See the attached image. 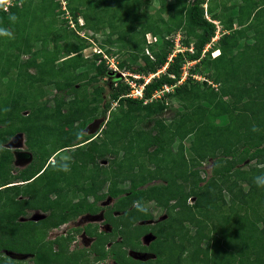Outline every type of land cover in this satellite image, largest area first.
<instances>
[{"label":"trees","instance_id":"1","mask_svg":"<svg viewBox=\"0 0 264 264\" xmlns=\"http://www.w3.org/2000/svg\"><path fill=\"white\" fill-rule=\"evenodd\" d=\"M85 1L12 0L7 10L0 8V26L12 33L6 45L0 40V57L18 92L6 99V108L0 106V264L20 263L8 252L32 253L36 264H67L76 252L69 250L72 236L51 240L48 228L95 214L107 194L117 197L106 213L111 231L85 227L97 238L96 260L111 255L119 263L150 264L131 260L128 252L153 230L156 237L145 249L156 261L170 254L167 264H264V187L254 182L264 175V56L256 57L264 52V0H141L147 15L137 19L147 23L139 35L130 39L111 26L101 46L116 35L130 49V60L119 66L140 76L129 77L144 86L143 97L131 96L132 85L120 80L109 98L98 84L108 69L97 62L103 55L85 57L94 41L64 25L69 13L78 28L82 16L100 31L103 22L91 21ZM166 12L172 14L165 18ZM215 21L226 30L216 40ZM33 22L40 32L22 35L20 25ZM179 31L185 48L176 52ZM107 53L115 55L110 48ZM188 62L195 64L183 79ZM166 86L164 96L155 98ZM167 98L182 106L170 119ZM97 119L103 122L89 133ZM19 131L31 152L24 168L5 147ZM65 149H71L70 159L49 161ZM210 161L208 175L203 164ZM62 164L70 170H60ZM108 183V193L100 194ZM32 209L48 215L20 219ZM155 210L168 217L141 223L155 219ZM85 250L88 256L77 257L78 264H90Z\"/></svg>","mask_w":264,"mask_h":264},{"label":"rangeland","instance_id":"2","mask_svg":"<svg viewBox=\"0 0 264 264\" xmlns=\"http://www.w3.org/2000/svg\"><path fill=\"white\" fill-rule=\"evenodd\" d=\"M88 1H89L88 11L91 14V21H98V19H99L100 21L103 22V27L99 26L100 31H95V30L91 29V26H93V24L90 22L89 25H86L84 18L82 16H80L79 22H80V24H83L85 26V28L83 26L80 29L76 25L77 29H75V30L77 32L78 31L80 32V36L91 37V39L94 41L93 43H91V45L89 47L84 49V51H83L84 56L95 59L94 55L101 53L103 55V57L101 59H98L97 62L100 63L101 61H105V63L108 66L107 71L104 73L103 77L98 81L99 85H102L105 87V92H104L105 94L104 95L108 96V98H109L111 96L112 85L113 84L116 85L121 80V81L129 82L132 85V93L134 96H140L142 93V85L135 84L129 77L132 75L133 77L139 78L140 76L136 75V74H132L129 71H127L125 68L123 69L119 66V62H121L122 59H126L127 61L130 60V58H131L130 49L127 46H124L122 44V42L117 40L116 35L111 36L112 40H114L113 43L105 44L103 47L101 46V44L106 39H108L109 32L112 31V29H113L111 26H116V29L114 31L115 34L122 33V36L124 35V37L130 38V39H131V37H137L139 35V31L141 28L139 26H141L142 22H139L137 17H139V15H141L143 13V6L141 3V0H86L85 3L87 4ZM170 1H172V0H170ZM235 1H240V0H230L229 4L232 5V3H234ZM152 3H153L152 4L153 7L159 6L158 1H152ZM80 13H82V12H80ZM170 14H172V13L166 12L163 14V16L165 18H167ZM146 15H147V12L143 13V16H146ZM30 19H31V17H30ZM71 23H73V22H70V20H69V22H65L64 25L65 26L69 25V27L73 29L75 26H72ZM144 23H147V22H144ZM144 23L142 24L143 26H144ZM20 24H22V22ZM215 24L217 26V31H216L217 35L215 36V38L217 39L226 30L223 29V27L221 26L222 25L221 23H220V25L217 23H215ZM39 25L40 24H38V23L36 24L35 22H33L31 27H26L25 25H20L21 27H19V31L22 35L27 34V33H32V34L37 33L38 34V32H40ZM0 29H2L1 26H0ZM182 37L183 36H182L181 31L177 32V36L175 37V43H174V47H175L174 51H176V52H177V50H180L181 48H185V47H183L182 41H180V39ZM0 38H1L0 40L4 41V42H2L3 45H6V42H9V39H10L9 36H5V35H0ZM154 38L155 37H152L151 35H148V37H147L148 40H154ZM54 44H55V42H54ZM51 46H53V45H51ZM210 46L211 45H209L208 48H210ZM108 48H110V50L115 55H109L107 53ZM218 52L219 51H217V50L214 51L213 56L218 54ZM262 54L264 56L263 51L258 52V54H256V57L259 58L262 56ZM21 57H22V59H26L28 57V55L22 53ZM4 59L5 58L0 57V106L6 108V106H5V104L7 103L6 99L8 101V97H11V96L13 97L14 95H17L18 92L13 93L14 88H17V87H14L12 82H10V80H11L10 77L13 76L14 73L12 71L11 72L6 71L7 70L6 65L2 64L4 62ZM193 64H195V63L194 62H188L185 65L183 79L188 74V68L190 66H192ZM251 65L257 66L258 64H256V63L252 64L251 63ZM252 66L249 67L248 69L253 70L254 66L253 67ZM200 68L206 69L208 71V69L205 68V66H200ZM161 72L162 71H159L157 73V75H160ZM152 76H154V75H152ZM194 76L200 80H205L204 75L196 74ZM150 77L148 76L145 78L146 79L148 78V80H149ZM137 90H139L138 91L139 93L136 92ZM164 90H167V89L165 88L162 90V92L156 93L155 98H160L161 96H164V94L167 92ZM159 91H161V90H159ZM134 92H136V94ZM38 95H39L38 92H36L35 97H38ZM17 99H18V96H17ZM167 100H169L170 107L167 110V112L165 113V116L168 119H170L171 114H173V111L175 110V108L176 107L182 108V106L179 105L177 99L167 98ZM116 104L117 103H114L113 106H116ZM4 112L8 113L7 110H4ZM23 113L27 114V111L23 112ZM110 116H111V113L108 112L105 118H110ZM101 120L102 119H97L90 124L91 129H90L89 133L94 134L97 132V130L100 127L99 125L103 122V121L101 122ZM0 126H2V124H0ZM25 141H26L25 133H23L22 131H19L14 136H12L9 143L5 145V147L12 148L14 150V153L16 155L15 164L17 165L18 168L26 167L27 164L31 161V155H30L31 153L28 151L27 144ZM70 150L65 149L64 151H60L59 153H57L56 156L53 155V157L55 156L54 159L56 157H59L61 160H68L71 158V155H70L71 151ZM19 154H21V155H19ZM25 154H28L29 157H26ZM103 163L105 164L104 161H103ZM203 167L207 170L208 175H210L211 169H212L211 168L212 167V161L203 164ZM17 172H18V169H14L12 174H17ZM92 172L94 174H97V172H95V170H93ZM143 174H141V176H143ZM203 175H204V173H203ZM129 184L130 183L127 182V185H129ZM103 186H104V190H106L107 189L106 184H104ZM245 189L246 190L248 189L247 185H245ZM225 197L227 198V200H229V198H230V196L228 194H226ZM90 199L92 200V197ZM104 204H106V203H104ZM109 204H111V203H109ZM100 205H103V201L100 202ZM150 206H152V204ZM97 207H99V206H97ZM102 209L103 208L99 207L98 211L96 212L97 214H95V215L85 213L82 215V217L79 219L78 222H74V224H73L74 226L82 227L81 232H79L80 234L78 235V238H79L78 246L80 245V242H82L83 245H85V246H90V242H83L86 239V237H84V231H83L84 228L83 227L87 226L88 223L89 224L92 223L91 227H96L95 224H98V226H99L98 218H94L93 216H98L99 213L102 212ZM29 213H30L29 217L22 216L20 219L21 220H27V219L34 220L33 216L36 214H40L41 216L43 215L44 216L43 218H45L48 215L47 212H44L41 209H32V210H29ZM163 213L164 212H160L159 214L156 213L157 214L156 218H159ZM117 214H118V212L115 213V215H117ZM162 217H166V215L163 214ZM154 220H156V219L148 220V221H146V223L153 224ZM159 221H161V219ZM136 225H138V224L136 223ZM47 231H51V232L53 231V233H51V237H55L56 235L57 236H60L62 234L65 235L68 231V228H66L64 230L59 229V228L56 230H54V229L50 230V228H48ZM154 238H155L154 233H153V235H150V234L143 235L142 234V236H140V240L143 243V245H148L151 242V239H154ZM56 248H57V246H56ZM174 251H176V249L172 248L171 253ZM85 252H86L85 249H80V250L76 251L72 255L70 261L67 264H78L76 258L77 257L79 258L80 256L82 257L81 254L84 255V258H86L88 255ZM10 255H13L12 257L19 260L20 261L19 264H35L34 261L32 260V258H33L32 253H29L28 255H17V254L11 253ZM143 256L145 259L150 258V260H153L152 258H155V255L153 253H149V254L146 253ZM19 258H21V259H19ZM169 258H170V254L168 256L162 255L158 261H156V260L154 262L151 261L150 264H167V262L169 261ZM130 259L132 260L131 256H130ZM130 259L127 258V260H130ZM128 264H131V262L129 261Z\"/></svg>","mask_w":264,"mask_h":264},{"label":"clouds","instance_id":"3","mask_svg":"<svg viewBox=\"0 0 264 264\" xmlns=\"http://www.w3.org/2000/svg\"><path fill=\"white\" fill-rule=\"evenodd\" d=\"M10 2H11V0H0V8H3V9H5V10H7L8 8V5L10 4ZM11 19L13 20V21H15L16 20V17L15 16H13V17H11ZM79 19H80V17H79ZM85 20V19H84ZM78 21H80V20H78ZM216 22H218V21H215V23ZM75 23V22H74ZM86 23V22H85ZM220 24V23H219ZM75 27V29H77L76 28V23H75V25H74ZM79 26H81V27H83L84 25L83 24H80V22H79ZM222 26V25H221ZM84 28H85V26H84ZM81 29V28H80ZM78 33L80 34V32L78 31ZM0 35H5V36H9V37H11L12 36V33L10 32V31H8V30H6V29H0ZM148 35H151L152 37H154L152 34H150V33H148L147 34V37H148ZM217 35V34H216ZM149 39V38H148ZM214 40H216V38L214 37L213 38ZM217 39H219V38H217ZM150 41H152V40H150ZM102 51V50H101ZM217 51H219V50H217ZM100 53V52H99ZM219 53V52H218ZM105 55V54H104ZM106 56V55H105ZM147 81H148V78L146 79ZM143 88H144V86L142 85V94L140 95V96H136V97H143L142 95H143ZM166 88V87H165ZM134 89V88H133ZM132 93V91L130 92V94ZM156 93H160V91H158V92H156ZM156 93H155V95H154V97H156ZM131 96H133V95H131ZM30 152V151H29ZM31 153V152H30ZM31 155V154H30ZM55 156L57 155V153L56 154H54ZM54 156V157H55ZM26 157H29L28 156V154H26ZM54 157H51L50 159H49V161H51L52 163H55L56 162V158L54 159ZM105 162V164L107 163L106 161H104ZM60 170H63V171H69L70 169H69V167H68V165L67 164H62L61 166H60ZM256 184H257V186H259V187H264V175H259V176H257L256 178H255V181H254ZM20 183H22V182H20ZM109 185H110V183H108V184H106V186H107V189H108V187H109ZM127 185V184H126ZM104 190V186H103V188L100 190L101 191V193L100 194H105V193H108V190ZM109 197H111V198H115V199H117V197H115V196H113V195H110V194H107V196H104L100 201H105V203H106V201L108 200V198ZM91 200V199H90ZM190 201L191 202H193V198H190ZM109 203H111V202H108V203H106V204H109ZM114 203V202H113ZM115 204V203H114ZM114 204H113V206H114ZM110 205V204H109ZM105 206H107V205H104V207ZM111 207L112 206H110V207H107L106 208V210H107V212H108V210H110L111 209ZM115 211H117V210H115ZM95 214H97V213H95ZM95 214H91V215H95ZM82 215L83 214H81V215H79L78 216V218H75V219H70V220H68V221H66V222H64V223H62V224H60L59 226H57V227H54V228H52V229H54V230H56V229H62V230H64V229H66V228H68V231H67V233L65 234V235H60V236H55V237H51V233H53V231L51 232V231H49V234H48V239H51V240H54V239H57L58 237H61V236H65V237H69V236H72L71 237V239H70V242H69V250L71 251V252H75V251H78V250H80V249H87V251L89 252V253H91V255L88 257V259H89V262H90V264H125V263H119V262H117L116 261V259L113 257V256H111V255H108L106 258H104V259H100V260H96V252H92V246L95 244V243H97V238L95 237V236H90L89 234H87V232L85 231V227H83L84 229H83V231H84V237H86V239L83 241V242H90V246H85V245H83V243L82 242H80V245L78 246V244H79V238H78V235L80 234L79 232H81V228L82 227H80V226H74L73 224H74V222H77V221H79V219L82 217ZM106 215V214H105ZM118 215V214H117ZM117 215H115V216H117ZM97 218H98V220H99V231L100 232H110L111 231V226H110V224H109V222H106V218H104V215H103V213H99V215L98 216H96ZM42 219V218H41ZM40 220V219H39ZM35 221V220H34ZM142 223H146V221H143ZM95 224V223H94ZM52 229H50V230H52ZM77 229H80V231L78 232V231H76ZM153 230H150V231H148L147 233H145V234H148V233H154V236L156 237V234H155V232L153 231ZM145 234H143V235H145ZM94 239V240H93ZM119 239H121V236H119ZM155 239V238H154ZM154 239H151V242L154 240ZM81 241V240H80ZM151 242L148 244V245H144V247H148L150 244H151ZM141 244H143V243H141ZM112 245V243H107V248H110V246ZM134 247L132 246L130 249H129V252H128V255L129 256H131V258H133L134 259V261H138V260H142V261H150V258L149 259H145L144 258V256L143 255H145L146 253H153V252H150V251H148V252H142V253H132V250L131 249H133ZM147 250V249H146ZM11 253H14V252H8V255H10ZM14 254H17V255H28L29 253H27V254H19V253H14ZM154 254V253H153ZM155 255V254H154ZM10 256H13V255H10ZM33 257V256H32ZM155 258H156V255H155ZM155 258H152L153 260H151V261H155ZM19 259H21V258H19ZM32 260H33V258H32ZM34 261V260H33ZM35 263V262H34ZM36 264V263H35ZM134 264H137V263H134Z\"/></svg>","mask_w":264,"mask_h":264},{"label":"crops","instance_id":"4","mask_svg":"<svg viewBox=\"0 0 264 264\" xmlns=\"http://www.w3.org/2000/svg\"><path fill=\"white\" fill-rule=\"evenodd\" d=\"M155 95V94H154ZM152 166V165H151ZM155 182V181H153ZM160 212H164V211H160V210H155V214H159ZM119 213V212H118ZM157 214H156V217H157ZM165 214L166 217H162V215ZM159 218H156V221H159L161 219V221L165 220L167 217H168V214L166 212H164ZM150 235H153L152 233H148ZM132 250V253H142V252H148V250L145 249L144 245L141 244V245H136ZM132 264V263H131Z\"/></svg>","mask_w":264,"mask_h":264},{"label":"flooded vegetation","instance_id":"5","mask_svg":"<svg viewBox=\"0 0 264 264\" xmlns=\"http://www.w3.org/2000/svg\"><path fill=\"white\" fill-rule=\"evenodd\" d=\"M28 151H29V150H28ZM102 164H104L103 161H102ZM99 193H101V192L99 191ZM78 199H79V198H77L76 200H78ZM102 201H103V200H102ZM102 201H99V206H100V208H103L101 213H103L104 218H106V215H105V214L107 213L106 208H107V207H110V206H113V204L115 203L116 199H115V198H111V197H109L108 200L106 201V203L111 202L110 205H109V204H104L105 201H103V205H100V202H102ZM113 202H114V203H113ZM104 205H107V206L104 207ZM109 211H110V210H108V212H109ZM116 212H118V211H113V214L115 215ZM77 222H78V221H77ZM88 224H89V223H88Z\"/></svg>","mask_w":264,"mask_h":264},{"label":"built area","instance_id":"6","mask_svg":"<svg viewBox=\"0 0 264 264\" xmlns=\"http://www.w3.org/2000/svg\"><path fill=\"white\" fill-rule=\"evenodd\" d=\"M12 3V0H11V2H10V4ZM63 3V8L64 9H66V2L65 1H63L62 2ZM9 6V5H8ZM8 8V7H7ZM67 17H69L70 18V22H73V23H71V25L72 26H74L75 25V23H74V21L72 20V18H71V16L69 15V13H67ZM217 24H219V22H216ZM220 25V24H219ZM166 89L168 90L169 89V87L168 86H166ZM139 90H137L136 92H138ZM136 92H134L135 94H136ZM160 92H162V91H160ZM139 93V92H138ZM142 94V93H141ZM131 95H133V93H131ZM134 96V95H133Z\"/></svg>","mask_w":264,"mask_h":264},{"label":"water","instance_id":"7","mask_svg":"<svg viewBox=\"0 0 264 264\" xmlns=\"http://www.w3.org/2000/svg\"><path fill=\"white\" fill-rule=\"evenodd\" d=\"M24 154V153H23ZM19 155H21V154H19ZM26 155V154H25ZM44 216L42 215H40V214H36V215H34L33 216V218H34V220H36V221H38L39 219H41V218H43ZM94 218H97L96 216H93Z\"/></svg>","mask_w":264,"mask_h":264}]
</instances>
